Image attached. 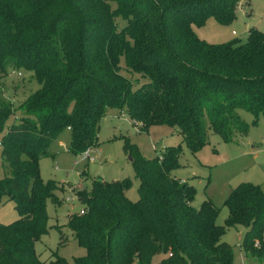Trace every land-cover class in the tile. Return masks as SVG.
<instances>
[{
  "label": "trees",
  "instance_id": "obj_1",
  "mask_svg": "<svg viewBox=\"0 0 264 264\" xmlns=\"http://www.w3.org/2000/svg\"><path fill=\"white\" fill-rule=\"evenodd\" d=\"M237 8L248 12V0H0V79L23 71L37 85L16 104L0 88V132L18 114L0 138V203L11 201L18 216L0 225V264H68L54 254L42 262L34 250L47 233L45 201L59 204L55 183L39 179L38 162L60 135L77 156L96 147L99 122L121 112L139 132L175 128L195 152L210 133L223 143L244 136L240 111L254 123L264 118V33L250 27L243 42L208 44L192 30L208 19L229 25ZM122 150L137 181L135 201L125 195L127 178L69 186L80 209L66 228L84 250L72 264H149L156 253L159 264H231L220 238L238 227L242 256L264 264L259 187L231 190L218 226L211 203L193 208L194 189L171 175L179 144L151 160L133 145Z\"/></svg>",
  "mask_w": 264,
  "mask_h": 264
},
{
  "label": "rangeland",
  "instance_id": "obj_2",
  "mask_svg": "<svg viewBox=\"0 0 264 264\" xmlns=\"http://www.w3.org/2000/svg\"><path fill=\"white\" fill-rule=\"evenodd\" d=\"M250 16L242 17L239 8L235 10L236 19L229 25H219L208 19L201 27H192L195 35L208 44H222L232 40H245V30L249 25L264 33V0H248ZM119 30L123 26L120 18L115 20ZM235 33V36L231 35ZM120 65L123 66L122 61ZM18 71L7 73L0 79L3 96L13 99L14 104L20 102L30 91H35L37 85L31 82V74ZM239 119L247 125L244 136H233L229 143H223L218 136L208 134L205 144L191 152L180 142V136L175 128L166 125L149 127L145 132H139L126 117H107L98 124L96 133L97 145L90 149L93 162L79 161L68 151L66 134L56 138L49 149V155L39 160L38 175L42 183L53 182L57 186L52 198L45 201L47 215V233L34 244V250L42 262L52 259V254L72 264V259L82 257L84 250L77 246L70 231L66 228V217L78 212L80 205L70 193L69 186L89 187L91 180L119 181L129 179L130 188L125 192L130 201L136 199L137 181L133 177L130 155L124 153L125 143L133 145L135 153L151 160L171 146L179 144L180 155L178 167L171 175L179 181H185L194 189L191 201L193 208H198L203 201H209L217 210L215 224L224 225L226 209L224 201L239 184L249 183L259 187L264 192V118L259 117L254 123L250 114L240 111ZM18 114L8 117L0 132V138L7 128L16 124ZM77 163L74 165V163ZM4 163L0 158V180L4 177ZM18 218L13 203L9 200L0 203V225L6 226ZM243 229L238 227L224 232L220 241L231 249V264H240V238ZM242 255V254H241ZM163 258L156 253L149 264H159ZM244 264H258L249 257H244Z\"/></svg>",
  "mask_w": 264,
  "mask_h": 264
},
{
  "label": "built area",
  "instance_id": "obj_3",
  "mask_svg": "<svg viewBox=\"0 0 264 264\" xmlns=\"http://www.w3.org/2000/svg\"><path fill=\"white\" fill-rule=\"evenodd\" d=\"M233 35V32L231 33ZM15 76H20V73H15ZM120 117H124V115L120 112ZM263 150H264V145H263ZM91 151L90 149H86L85 151L81 152L80 154H78L76 156V158L79 159V161H87L89 163L93 162V158L90 157ZM77 163L75 162L74 165H76ZM80 214H82V211L79 212ZM240 264H244V257L242 255H240Z\"/></svg>",
  "mask_w": 264,
  "mask_h": 264
},
{
  "label": "crops",
  "instance_id": "obj_4",
  "mask_svg": "<svg viewBox=\"0 0 264 264\" xmlns=\"http://www.w3.org/2000/svg\"><path fill=\"white\" fill-rule=\"evenodd\" d=\"M248 3H249V1H248ZM240 10V12H241V15H242V17H244V18H246L247 19V17H249L250 16V12H251V9H249L248 10V12L245 10V9H243V8H241V9H239ZM235 14H236V12H235ZM247 14V15H246ZM235 19H236V15H235ZM250 27H253L254 28V26H252V25H249L248 27H247V29L245 30V37H246V32H247V30L250 28ZM255 29V28H254ZM257 31H259V30H257ZM260 32V31H259ZM232 33V32H231ZM261 33H263V32H261ZM232 35V34H231ZM236 34L235 33H233V35L232 36H235ZM176 179V178H175ZM176 180H178V179H176ZM179 181V180H178ZM185 182V181H184ZM242 236V235H241ZM241 239V238H240ZM241 255V254H240Z\"/></svg>",
  "mask_w": 264,
  "mask_h": 264
}]
</instances>
